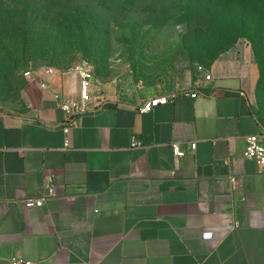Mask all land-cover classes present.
I'll list each match as a JSON object with an SVG mask.
<instances>
[{"label":"crops","instance_id":"crops-1","mask_svg":"<svg viewBox=\"0 0 264 264\" xmlns=\"http://www.w3.org/2000/svg\"><path fill=\"white\" fill-rule=\"evenodd\" d=\"M32 72L26 110L0 108V264H264V172L244 157L264 132L248 42L222 53L209 81L134 93L94 75L69 132L60 102L81 98L77 67ZM51 184L56 197L26 207Z\"/></svg>","mask_w":264,"mask_h":264},{"label":"rangeland","instance_id":"rangeland-1","mask_svg":"<svg viewBox=\"0 0 264 264\" xmlns=\"http://www.w3.org/2000/svg\"><path fill=\"white\" fill-rule=\"evenodd\" d=\"M224 5L204 4L201 19L195 4L184 5L162 24L165 13L144 16L136 6L112 11L94 0L19 3L8 16H26L27 23L0 33V108L24 112L25 73L40 69L84 66L101 81L134 93L181 85L205 74L214 52L237 36L231 48L248 42L260 70L255 107L264 118V15L246 2Z\"/></svg>","mask_w":264,"mask_h":264},{"label":"built area","instance_id":"built-area-1","mask_svg":"<svg viewBox=\"0 0 264 264\" xmlns=\"http://www.w3.org/2000/svg\"><path fill=\"white\" fill-rule=\"evenodd\" d=\"M46 72L52 73L54 71L53 68L45 69ZM77 70L80 74V95L81 98L79 101L75 102H60V107L65 113V121L63 124V129L65 132H69L72 128L78 127L79 125V119L82 115L87 113L90 110V103L93 101V90H92V82L94 80V73L87 67L80 66L77 67ZM200 70H204L203 68H200ZM206 72V70H204ZM25 77L27 80H31L34 77V73L32 71H27L25 73ZM206 80H211L212 75L211 74H205ZM188 95L192 97H197L198 93H187ZM172 98L176 97V94L171 95ZM57 99H59V96H56ZM170 100V97L163 96L159 98L152 99L148 102H146L141 107V112H149L154 107L160 105V104H166ZM99 108H101V105H99ZM69 144V141H66V146ZM142 143L139 142L137 139H134L133 147L141 146ZM197 147L196 143H193L191 145V149L195 150ZM172 149L174 156L176 158H182L186 155V151L181 147L179 142H174L172 144ZM244 157L249 160H253L256 162L258 167L261 169V171L264 172V132L260 135H251L246 138V147L244 150ZM230 182L235 185L238 182V179L235 176L230 177ZM56 197V191L54 188V185L51 184L49 187H47V193L36 199H27L25 201V205L28 208H40L43 207L46 202L52 198ZM239 224H235V227H238ZM13 264H32L29 261L25 260H15L13 261Z\"/></svg>","mask_w":264,"mask_h":264},{"label":"trees","instance_id":"trees-1","mask_svg":"<svg viewBox=\"0 0 264 264\" xmlns=\"http://www.w3.org/2000/svg\"><path fill=\"white\" fill-rule=\"evenodd\" d=\"M97 1L101 6L111 5L112 11H126L127 7H139V11L143 13L144 16H153L160 17L162 14L163 23L166 24L173 18L178 15V11L182 10L184 5L195 4V11L199 12L197 18L204 17L203 14V5L210 2H217V4L224 5L229 0H94ZM237 5L242 4V2H246L251 10L256 13H262L264 15V0H234ZM28 0H0V22H4V24L0 25V33L4 32V28L8 26L11 31L16 32L18 25H23L27 23V17L19 16H8V10L16 7L19 3L26 4ZM225 6V5H224ZM18 29L22 30V27H18ZM231 30L229 29V35H232ZM228 35V34H227ZM237 36L235 39L226 41L225 47L221 50H217L214 52L215 56L211 63H213L222 53L230 49L235 43ZM211 65V64H210ZM26 82H24V85Z\"/></svg>","mask_w":264,"mask_h":264}]
</instances>
